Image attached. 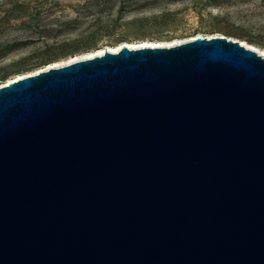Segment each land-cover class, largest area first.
Listing matches in <instances>:
<instances>
[{
	"label": "water",
	"instance_id": "95a60500",
	"mask_svg": "<svg viewBox=\"0 0 264 264\" xmlns=\"http://www.w3.org/2000/svg\"><path fill=\"white\" fill-rule=\"evenodd\" d=\"M0 264H264V56L197 37L1 86Z\"/></svg>",
	"mask_w": 264,
	"mask_h": 264
},
{
	"label": "rangeland",
	"instance_id": "374dc122",
	"mask_svg": "<svg viewBox=\"0 0 264 264\" xmlns=\"http://www.w3.org/2000/svg\"><path fill=\"white\" fill-rule=\"evenodd\" d=\"M200 36L264 48V0H0V85L99 49Z\"/></svg>",
	"mask_w": 264,
	"mask_h": 264
},
{
	"label": "bare ground",
	"instance_id": "6f19581e",
	"mask_svg": "<svg viewBox=\"0 0 264 264\" xmlns=\"http://www.w3.org/2000/svg\"><path fill=\"white\" fill-rule=\"evenodd\" d=\"M200 37H202V36H200ZM208 38H212V37H208ZM195 39L196 38H193L191 40L165 42V43H160V44L142 43V44H139V45H133V44H129V43H124V44H121V45L116 46V47H108L107 49L110 52H112V53H116V52L120 51L123 46H127V47H129L131 49H139V48H147V47H149V48H171V47H174V46H177V45H180V44H183V43L195 40ZM231 40L237 41L236 39H231ZM238 41H240L242 43V45L244 47H246L247 49L253 50V51L261 54L262 56H264V48H262V47H260V46H258L256 44L249 43L247 41H243V40H238ZM107 49H105V48L104 49H99V50H96V51H93V52H90V53H86V54H81V55L70 57V58H68V59H66L64 61H61L59 63H56V64H53V65L49 66L46 70H49L51 68H61V67L73 64L75 62H78V61L88 60V59H93V58L98 57V56H103ZM42 71H44V70H42ZM39 72H41V71H37L35 73H31V74H27V75H20L17 78H15L13 80H9L7 83H4V84L0 85V87L4 86V85H7V84H10L13 81L25 78L27 76L37 74Z\"/></svg>",
	"mask_w": 264,
	"mask_h": 264
}]
</instances>
